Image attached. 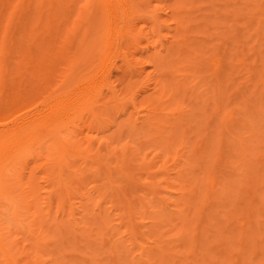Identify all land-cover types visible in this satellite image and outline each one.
Here are the masks:
<instances>
[{
	"label": "rangeland",
	"instance_id": "1",
	"mask_svg": "<svg viewBox=\"0 0 264 264\" xmlns=\"http://www.w3.org/2000/svg\"><path fill=\"white\" fill-rule=\"evenodd\" d=\"M98 2L0 0V124L101 89L0 154V264H264V0Z\"/></svg>",
	"mask_w": 264,
	"mask_h": 264
},
{
	"label": "bare ground",
	"instance_id": "2",
	"mask_svg": "<svg viewBox=\"0 0 264 264\" xmlns=\"http://www.w3.org/2000/svg\"><path fill=\"white\" fill-rule=\"evenodd\" d=\"M98 0H96V2H97ZM99 2H102V3H104L103 4V6H105V7H107L106 5L108 4L107 2H106V0H99ZM99 2H98V4H99ZM107 3V4H106ZM98 4L96 3V5H97V7H99L98 6ZM106 4V5H105ZM84 6V5H83ZM82 6V7H83ZM101 7H102V5H100ZM96 7V8H97ZM96 8H94V14H93V18L95 17L94 15H96V16H98V15H100V16H98L97 17V22H98V19H99V22H100V25H101V23L103 24V21H106L107 22V24H109V26H108V28L111 26V24H110V21H112L111 19H112V17H113V14L112 13H108V10H109V8H108V10H105V11H107L105 14H103L104 16H106V18L105 17H103V15H101L102 13H100L101 12V9H100V11H98V9H96ZM102 8H104V7H102ZM80 9L81 10H79L80 12L78 13V19L80 18V19H82V15L83 14H85V15H87V16H89V14H90V16L87 18V17H85V19H88V21L86 20V25L88 24V22L91 20L92 21V19L90 18V17H92L91 15H92V13L90 12V13H85L86 11V9H85V7H83V8H81L80 7ZM95 9H96V11H95ZM107 9V8H106ZM111 10H109V12H110ZM92 12H93V10H92ZM97 12H98V14H97ZM100 13V14H99ZM104 13V12H103ZM105 18V20H103V18ZM157 17V16H156ZM152 18H155V17H152ZM152 20H155V19H152ZM90 21V22H91ZM89 22V23H90ZM93 23V22H92ZM91 23V24H92ZM90 24V25H91ZM85 25V27L82 25V27H83V29H82V31L83 32H81L80 34V41H78V43L79 44H77V45H79V46H77L78 48L77 49H81L80 50V52H81V58H82V55H83V57L85 56V58L84 59H89V57L88 58H86L87 57V54L88 55H90L89 54V51H93V48H97V45H98V43H99V41H100V39H101V35L102 34H97L98 32H99V29L97 28V26H96V29H97V31H96V33L94 32L95 31V28L93 27V25H91V27H90V25L88 24L87 26ZM89 26V27H88ZM92 27L94 28L93 30H92ZM98 27H99V23H98ZM100 27H102V25L100 26ZM111 28V27H110ZM80 29H81V27H80ZM101 29V28H100ZM79 30V29H78ZM109 30V29H108ZM94 32L93 34L95 35V36H93V38H92V35L90 36V34H91V32ZM97 35V36H96ZM145 35V34H144ZM90 36V37H89ZM79 37V36H78ZM89 38H90V40H89ZM87 40V41H86ZM89 44V45H88ZM78 53L79 51L78 50H76L75 51V53ZM79 54V53H78ZM80 55H77V56H79V58H80ZM76 58H78V57H76ZM78 58V59H79ZM84 59H83V62H84ZM81 60V59H80ZM79 64V63H78ZM84 65H85V63H84ZM73 66V65H72ZM142 69V68H141ZM87 77H88V75H87ZM65 79V78H64ZM91 83V81L89 82V83H87L85 86H82V87H77V88H75L74 90H73V92L75 93V94H78V97L76 98V99H71V98H69L68 99V101H65V102H62V103H60L59 104V102L57 103V105H54V108L53 109H50L49 111H48V109L47 108H45V105L43 104V100H41L42 102H41V104L40 103H38L35 107V115L33 116V115H29L28 113H25V114H23V115H21V116H16L15 117V120L14 121H12V123H11V126H8L7 124H4V123H1L0 124V154L2 153V152H4V150L8 147V145H10V144H14V147L12 148V152H14V151H17L18 149H19V147H21V146H23L24 145V143H25V141L26 140H28L30 137H31V134L32 133H34V131H35V129H37V127L38 126H40V125H42L43 123H45L46 122V120H49V119H54V120H60L63 116H65V115H67V114H69L70 112L71 113H73V114H77L78 113V111H80L81 109H86L85 111H87L88 113L89 112H94L93 111V109H95L94 107H93V105H94V102H95V99L96 98H98L99 97V95H100V90L99 89H96V86L94 85V84H90ZM102 93V92H101ZM110 93H113V96H115V91L113 90V88H112V90H111V92ZM97 95H98V97H97ZM110 96H112V94H110ZM112 96V97H113ZM115 99H116V96H115ZM132 99H134V98H130V100H132ZM114 100V99H113ZM131 103H133V101L131 102ZM39 104H40V106H39ZM42 105H43V107H42ZM89 106V107H85V106ZM92 105V106H91ZM132 105V104H131ZM15 108H13V106H8V108L7 109H5V113H9L8 115H13L14 114V110ZM49 112V113H48ZM131 113V112H130ZM137 113H138V111H137ZM93 114V113H92ZM131 114H133V112L131 113ZM135 115H136V112H135ZM140 116V115H139ZM93 118H95V117H93ZM96 119V118H95ZM133 120H134V118H132ZM137 119H139V117H138V115L135 117V120H137ZM81 121H83V120H80V122ZM135 122V121H134ZM60 130H57L53 135H54V137H58V136H60V132H59ZM79 131H81V130H79ZM31 133V134H30ZM26 135V136H25ZM62 139H64V138H62ZM87 141H91L90 139L89 140H87ZM62 143H64L63 141H61ZM61 143V144H62ZM88 143H90V142H88ZM101 145V144H100ZM5 146H7V147H5ZM9 149V148H8ZM14 149V150H13ZM10 150H11V148H10ZM9 150V151H10ZM11 151H10V154L12 153ZM60 155H62V154H60ZM61 157V156H60ZM4 159L5 158H1V160H0V163L2 162V161H4ZM60 159V158H59ZM52 169H54V167H56V166H53L52 165ZM58 169H59V167H58ZM1 170L2 169H0V172H1ZM56 170V169H55ZM60 170V169H59ZM2 172H4V171H2ZM0 173V192H2V193H0V198H1V195L3 194V193H6V190L7 189H5V192H3L4 191V187H5V185H7V184H5L4 182V179H1V177H2V175H4L3 173ZM3 178V177H2ZM2 180L4 181V182H2ZM210 182V181H209ZM2 183L3 184H5V185H2ZM210 183H214L213 181H211ZM8 186V185H7ZM13 186V185H12ZM9 187V186H8ZM8 187H5V188H8ZM9 190H10V188H9ZM7 194V193H6ZM5 194V195H6ZM9 195V194H8ZM3 197H4V194H3ZM19 202V201H18ZM16 204H17V202H15ZM16 207V206H15ZM16 209V208H15ZM253 249V248H252ZM256 251V250H255ZM257 252V251H256ZM141 253V252H140ZM143 253V252H142ZM143 255V254H142ZM10 258V257H9ZM11 259V258H10ZM237 260V259H236ZM11 261H12V259H11Z\"/></svg>",
	"mask_w": 264,
	"mask_h": 264
}]
</instances>
